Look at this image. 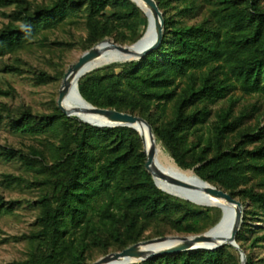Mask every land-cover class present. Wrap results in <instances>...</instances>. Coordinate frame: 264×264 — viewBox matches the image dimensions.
I'll return each instance as SVG.
<instances>
[{"label":"trees","instance_id":"16d2710c","mask_svg":"<svg viewBox=\"0 0 264 264\" xmlns=\"http://www.w3.org/2000/svg\"><path fill=\"white\" fill-rule=\"evenodd\" d=\"M165 18L160 48L141 60L115 63L83 76L82 97L95 107L140 116L156 142L182 170L239 200L243 225L236 241L247 264H264V126L258 102L243 106L235 96L264 99V7L262 0H156ZM7 22L0 28V74L23 76L38 87L61 82L65 71H37L17 55L46 31L82 21L85 37L54 44L84 52L113 39L133 45L148 18L132 0H0ZM47 39H43V44ZM10 60H4L7 56ZM16 90L0 85L1 98ZM227 101L228 105L214 107ZM39 114L22 104L0 106V126L37 141L27 150L0 145V159L20 162L33 180L4 175L7 187L40 190L35 201H7L0 215L26 204L33 230L24 235L26 259L8 264H89L139 242L169 235H198L222 217L219 208L197 206L160 190L146 170L140 134L128 127L98 128L61 112ZM254 114L256 124L246 122ZM149 232L150 235H147ZM137 264H241L230 245L155 257Z\"/></svg>","mask_w":264,"mask_h":264},{"label":"rangeland","instance_id":"374dc122","mask_svg":"<svg viewBox=\"0 0 264 264\" xmlns=\"http://www.w3.org/2000/svg\"><path fill=\"white\" fill-rule=\"evenodd\" d=\"M33 1L46 3L49 0ZM262 5L264 7V0H262ZM9 11L10 9H3L0 12ZM6 22L7 19L0 13V28H2ZM85 36L86 33L82 21H78L74 24L67 23L56 30L44 32L37 40L32 41L25 50L17 55L18 61L25 62L28 66H32L37 71H48L54 74L58 70H63L66 73L69 67L76 63L79 57L83 55L84 51L80 46H75L73 49L67 50L54 43L57 41H78L79 38ZM44 38L47 39V43L45 44H43ZM12 58L13 56L9 55L5 57L4 60H10ZM62 81L36 87L31 83L28 74L23 76L5 73L0 74V85L4 88L10 85L17 92L15 98L0 97V106L2 103L10 105L22 104L31 107L34 112L39 114L51 113V102L54 99H56V101L58 100ZM235 96L240 98L236 113L239 112L243 106H248L250 108L252 104L258 102V105L261 106V111L258 114H263L261 121L262 126H264V99L257 96H243L239 90L235 91ZM227 105L228 102L224 101L216 105L214 109L217 110ZM258 114H254L253 117L249 118L246 124H256V117ZM32 144H37L34 138L15 133L8 124L0 126V145L11 146L26 151L27 147ZM6 174L24 176L29 180H33L35 173L28 170L20 162H4L0 159V194L3 195L7 201H35L39 197L40 190L37 188L7 187L3 183L4 175ZM35 221L36 217L34 211L30 210L26 204L16 208L13 214L0 215V264H8L13 261L26 259L28 244L23 237L33 230ZM252 225L255 229H264V221L262 220L257 223H252ZM147 235H150L149 232ZM260 255L264 256V251H260ZM102 257L104 256L99 251H95L91 257H89L88 263L93 264Z\"/></svg>","mask_w":264,"mask_h":264},{"label":"water","instance_id":"95a60500","mask_svg":"<svg viewBox=\"0 0 264 264\" xmlns=\"http://www.w3.org/2000/svg\"><path fill=\"white\" fill-rule=\"evenodd\" d=\"M132 1L135 3L134 0ZM140 1L149 9V15L146 14L148 18V27L144 36L133 45H120L116 43L114 40L107 39L99 43L92 49L84 52L83 55L79 57L78 61L72 64L65 73V76L62 81V85L60 87L57 105L61 110V112L65 114L67 117L74 119L78 122H81L83 124H87L98 128L128 127L137 131L142 138L144 144V151L147 157L145 168L153 177L156 186L158 187L157 180L161 179L174 185L192 189V186L190 184H187L179 179L169 176L168 174L163 172V170H161L156 166L155 164L156 138L152 126L144 118L129 113L119 112L114 109H102L93 106L82 97L79 91L78 83H77L78 93L83 98L84 102L88 105V108L82 110L74 106H70L69 108H66L64 106V102L69 94V90L72 83L75 80L76 81L78 80L79 82V80L86 74H89L97 69H100V67L98 66H93L92 63L95 59H97L101 55V51H102L101 46L103 44L110 43L111 46L115 47L118 51L126 55L129 59L125 62L141 60L147 55L151 54L152 52L160 48L164 39V32H165L164 15L160 10L156 0H140ZM135 4L140 8V6L137 3ZM151 27L153 28L155 38L151 44L145 45L144 44L145 36L147 35ZM82 113L92 115L93 117L99 120L96 123L83 121L79 118V114ZM135 125L146 128L151 142L150 146L147 145L146 138L135 127ZM200 180L201 182L208 184L210 186V188L206 190L208 193L214 195L219 199L224 200L229 205L235 207V214L232 224L229 223L231 220L229 212L222 209L221 210L222 217L218 222V224L205 233L198 235H188V236H181V235L165 236V237L154 238L151 240H146L134 244L132 246H129L128 248H126L121 252L110 253L100 258L93 264H137L150 260L155 257L172 255L181 252H188L195 250L215 251L226 245H230L234 247L236 250H238L241 254V264H247L246 253L241 249L240 245L236 241L237 234L240 232L241 227L243 225V214H244L243 204L239 200L233 198L227 192L223 191L222 189L214 185H211L208 182L203 181L201 178ZM225 227H227V231L221 232L222 229H224ZM175 241L177 242L176 244L167 246L166 248H159L158 250L153 252H149V251L147 252L141 249L142 247H148V246L162 244L165 242H175ZM132 260H136V261H132Z\"/></svg>","mask_w":264,"mask_h":264},{"label":"bare ground","instance_id":"6f19581e","mask_svg":"<svg viewBox=\"0 0 264 264\" xmlns=\"http://www.w3.org/2000/svg\"><path fill=\"white\" fill-rule=\"evenodd\" d=\"M135 3H137L142 11L149 15V9L140 1V0H134ZM155 38L153 28L151 27L145 36V45H149L153 42ZM101 55L95 59L92 63L93 66H98L100 68H103L105 66H109L111 64L115 63H124L129 58L118 51L115 47L111 46L110 43H105L101 46ZM78 80L74 81L70 87L69 94L64 102V106L66 108H69L70 106L78 107L80 109H86L88 108V105L84 102L83 98L78 93L77 88ZM79 118L83 121H89L91 123H96L99 119H96L92 115L89 114H79ZM135 127L144 135L147 141V145L150 146L151 142L147 133L146 128L135 125ZM155 164L158 168L163 170L166 174L169 176L179 179L187 184H190L192 186V189L184 188L178 185L171 184L165 180L158 179V187L163 190L165 193H169L171 195H175L177 197L186 199L188 201H191L197 206L200 207H206V208H220L221 210L228 211L230 214V222L233 223V218L235 214V207L232 205H229L227 202H225L222 199H219L215 197L214 195H211L206 190L210 188L208 184H205L201 182L200 178L191 170L185 171L180 169L174 160H172L171 157H169L162 149V147L156 142L155 144ZM230 224V225H231ZM227 227L222 229L221 232H226ZM177 242H165L158 245L148 246V247H142V250L153 252L158 250L159 248H166L167 246L176 244ZM136 261V260H132Z\"/></svg>","mask_w":264,"mask_h":264}]
</instances>
